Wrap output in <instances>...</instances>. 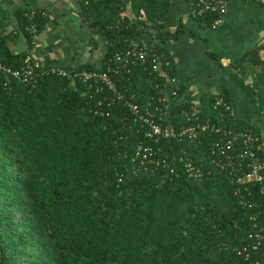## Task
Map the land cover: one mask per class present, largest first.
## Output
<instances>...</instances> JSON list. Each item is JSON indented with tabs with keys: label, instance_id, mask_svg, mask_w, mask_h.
Here are the masks:
<instances>
[{
	"label": "trees",
	"instance_id": "trees-1",
	"mask_svg": "<svg viewBox=\"0 0 264 264\" xmlns=\"http://www.w3.org/2000/svg\"><path fill=\"white\" fill-rule=\"evenodd\" d=\"M170 4L79 2L83 17L107 45L106 60L146 35L168 56L167 73L175 77L163 44L188 30L180 21L172 33L166 30ZM140 10L145 21L138 20ZM25 13L18 17L27 51L11 54L0 37V62L12 70L32 47ZM216 20L214 14L197 19L206 28ZM35 23L39 32L45 19L36 17ZM97 86L88 90L76 79L51 75L24 85L0 72V264H264V245L249 252L250 259L238 255L251 242L253 224L264 223V202L240 206L227 175L206 159L216 135L195 142L144 140L120 103L95 114L104 95ZM118 86L141 108L156 103L167 88L164 78L139 68ZM182 92L180 83L178 100ZM216 97L231 105L226 93L201 100L199 123L218 120L212 109ZM188 108L189 103L170 106L163 126L193 124L181 115ZM223 122L233 132L252 128L233 122L231 113ZM139 142L154 147L155 159L166 160L178 175L133 162ZM179 158L191 160L202 174H181Z\"/></svg>",
	"mask_w": 264,
	"mask_h": 264
},
{
	"label": "crops",
	"instance_id": "crops-1",
	"mask_svg": "<svg viewBox=\"0 0 264 264\" xmlns=\"http://www.w3.org/2000/svg\"><path fill=\"white\" fill-rule=\"evenodd\" d=\"M79 2L0 0V37L11 54L24 53L28 43L18 14L42 12L45 23L33 36L28 53L43 68L100 71L107 45L83 17ZM178 21L188 32L163 44L183 88L178 101L199 103L226 93L233 122L254 128L264 153V7L259 0H227L221 22L206 28L191 19L185 0H171L166 30L172 33ZM134 43L151 45L146 35Z\"/></svg>",
	"mask_w": 264,
	"mask_h": 264
},
{
	"label": "built area",
	"instance_id": "built-area-1",
	"mask_svg": "<svg viewBox=\"0 0 264 264\" xmlns=\"http://www.w3.org/2000/svg\"><path fill=\"white\" fill-rule=\"evenodd\" d=\"M188 12L193 20L203 18L208 14L217 16L216 22L211 26L214 28L221 22L226 13L227 0H185ZM264 7V0H259ZM43 17L42 12L28 11L25 13L28 24L25 30L32 36L37 33L36 17ZM138 20L145 21L142 10ZM141 45L142 50L138 49ZM171 66L168 56L164 52L155 50L151 45L143 46L133 43L132 46L124 49H116L111 56L105 60L100 71H79L68 72L62 68H43L31 53L26 54L18 69L12 70L3 66L0 62V72L16 82L24 85L35 84L44 76H55L58 79L78 80L87 85L89 90L92 86L98 85L97 90L104 95L95 105V114L102 113L105 106L111 110L114 105L120 103L128 111V118L143 132V139L158 144L162 140L175 139L178 142H195L200 137H207L208 134L216 135V138L208 143V150L204 154L209 162L224 172L232 185L233 195L242 207H254L259 202H264V153L261 151V138L252 128L233 132L223 122L224 114L231 113V105L220 98H215L212 106L217 113L218 120L207 119L204 123L198 122L200 114L199 103L190 102L188 110L181 112L182 117L193 124L180 125L174 128L169 124L163 126L169 115V107L181 104L178 101L180 82L176 77H170L167 70ZM139 68L149 74H158L166 82V91L156 103L150 102L146 107L141 108L134 104L133 95L126 94L125 89L118 86L120 79ZM4 86L8 81H4ZM170 86V87H168ZM105 116L108 113L105 112ZM124 117L122 122H126ZM159 152V149H156ZM262 155H261V154ZM155 149L151 145L142 142L136 144L133 151V162H138L144 169L165 168L168 174L177 176L175 168L166 160L155 159ZM180 167L181 174H188L189 177H199L202 174L201 167L195 166L191 160L183 162ZM251 241L244 246L238 255L245 260L250 259L249 252H257L264 245V223L253 224V231L248 235Z\"/></svg>",
	"mask_w": 264,
	"mask_h": 264
}]
</instances>
